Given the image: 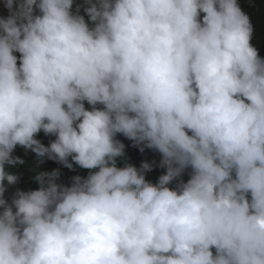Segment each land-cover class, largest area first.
Instances as JSON below:
<instances>
[{
	"label": "clouds",
	"instance_id": "obj_1",
	"mask_svg": "<svg viewBox=\"0 0 264 264\" xmlns=\"http://www.w3.org/2000/svg\"><path fill=\"white\" fill-rule=\"evenodd\" d=\"M3 8L0 264H264V57L239 0ZM18 147L87 175L15 187Z\"/></svg>",
	"mask_w": 264,
	"mask_h": 264
},
{
	"label": "trees",
	"instance_id": "obj_2",
	"mask_svg": "<svg viewBox=\"0 0 264 264\" xmlns=\"http://www.w3.org/2000/svg\"><path fill=\"white\" fill-rule=\"evenodd\" d=\"M239 2L242 8L251 17V21L254 27L253 44L259 49V54L264 57V0H239ZM39 138L45 145H47L50 140L54 139V137L45 136L43 132L39 134ZM117 138L120 139L123 143H125L126 158L129 160V162L137 166H139L142 161H155L156 164L159 163L160 155L158 152L146 148L144 152L141 153L138 147L133 146L132 142L127 140L122 135H118ZM15 154L25 159V163L23 165L17 166L19 168V171L23 173V175L21 176L19 183L15 187L21 189L28 190L35 189L38 187V185L32 178L33 168H38V170L40 171H51L53 169L59 168L62 174V182L65 184H69L70 178L74 175H87V170L80 169L78 166L75 165V171H71L52 160L45 159L43 163H38L34 154L29 153L27 157H25L23 149L19 147L16 149ZM163 171V169L154 166L153 170L147 174V178L152 181H156V179L159 177V175L162 174ZM183 178L187 180V174H185ZM13 190L14 189L10 188L9 192L11 193Z\"/></svg>",
	"mask_w": 264,
	"mask_h": 264
},
{
	"label": "rangeland",
	"instance_id": "obj_3",
	"mask_svg": "<svg viewBox=\"0 0 264 264\" xmlns=\"http://www.w3.org/2000/svg\"><path fill=\"white\" fill-rule=\"evenodd\" d=\"M0 15H7V10L3 8V0H0Z\"/></svg>",
	"mask_w": 264,
	"mask_h": 264
}]
</instances>
